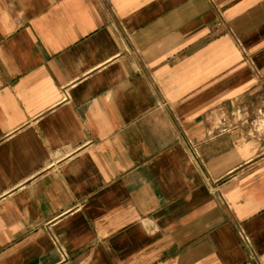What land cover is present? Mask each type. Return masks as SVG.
<instances>
[{
  "label": "crops",
  "instance_id": "crops-1",
  "mask_svg": "<svg viewBox=\"0 0 264 264\" xmlns=\"http://www.w3.org/2000/svg\"><path fill=\"white\" fill-rule=\"evenodd\" d=\"M262 125L264 0H0V264H264Z\"/></svg>",
  "mask_w": 264,
  "mask_h": 264
},
{
  "label": "built area",
  "instance_id": "built-area-1",
  "mask_svg": "<svg viewBox=\"0 0 264 264\" xmlns=\"http://www.w3.org/2000/svg\"><path fill=\"white\" fill-rule=\"evenodd\" d=\"M221 127L220 130L221 132H228L233 129L234 126H236V123H234L232 120L228 121L227 118H222L221 121Z\"/></svg>",
  "mask_w": 264,
  "mask_h": 264
},
{
  "label": "rangeland",
  "instance_id": "rangeland-1",
  "mask_svg": "<svg viewBox=\"0 0 264 264\" xmlns=\"http://www.w3.org/2000/svg\"><path fill=\"white\" fill-rule=\"evenodd\" d=\"M258 120H260V118H258ZM260 126H261V124H260ZM261 129L264 131V125H262V128Z\"/></svg>",
  "mask_w": 264,
  "mask_h": 264
}]
</instances>
